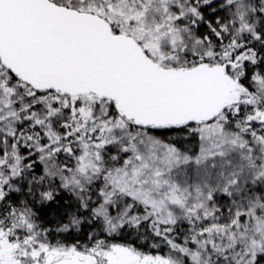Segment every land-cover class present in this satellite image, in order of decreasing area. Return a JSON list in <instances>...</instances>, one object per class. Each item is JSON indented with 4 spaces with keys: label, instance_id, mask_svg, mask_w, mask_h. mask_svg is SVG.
<instances>
[{
    "label": "snow or ice",
    "instance_id": "obj_1",
    "mask_svg": "<svg viewBox=\"0 0 264 264\" xmlns=\"http://www.w3.org/2000/svg\"><path fill=\"white\" fill-rule=\"evenodd\" d=\"M0 264H264V0H0Z\"/></svg>",
    "mask_w": 264,
    "mask_h": 264
}]
</instances>
